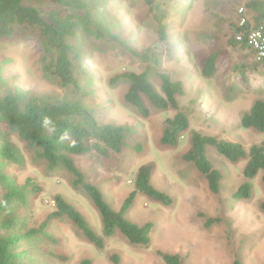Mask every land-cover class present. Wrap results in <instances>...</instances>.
<instances>
[{
  "label": "rangeland",
  "instance_id": "374dc122",
  "mask_svg": "<svg viewBox=\"0 0 264 264\" xmlns=\"http://www.w3.org/2000/svg\"><path fill=\"white\" fill-rule=\"evenodd\" d=\"M101 14L113 28L119 43L99 42L92 46L85 66L89 73L85 84L90 94L87 103L102 124L127 125L136 137L127 143L121 155L103 159L95 153L75 157L76 166L88 182L99 187L106 202L120 211L130 194L136 191L135 179L139 169L154 163V187L169 195L173 203L165 206L138 194L127 218L139 226L154 225L149 249L132 246L119 232L106 240L103 250H97L78 228L67 220L51 221L47 238L40 235L24 243L21 250L29 253L23 264H112L118 255L122 264H164L157 252L179 255L185 264H234L238 257L243 264H264V184L262 173L251 181L253 198L236 201L233 195L246 182L243 171L246 162L232 164L214 148L208 149L212 164L224 179L221 203L210 193L205 178L195 165L182 158L192 147L191 133L180 141L178 148L160 143L164 122L177 111L162 112L149 105L151 115L142 117L125 101L129 83L114 79L126 72L142 74L147 64L131 52L152 50L161 56L158 72L184 83L187 94L179 98L180 109L187 113L190 128L203 135L218 137L245 146L247 150L264 141V135L240 126L242 117L257 101H264V78L235 71L246 65L263 69L251 50L231 49L227 40L235 24L239 0H172L170 7L169 40L163 44L157 26L150 17L144 0H100ZM26 5L49 11L48 0H29ZM22 40L0 42L2 77L9 80L7 90L19 87L36 94H61L59 82L43 69L39 43ZM219 53L217 70L205 77L207 59ZM149 80L161 91V82L154 73ZM14 143L21 149L24 165H8L5 173L24 186L28 179L40 188L38 194L28 193L25 206L16 209L18 229L26 233L40 229L56 211L55 197L63 196L89 222L96 234L102 235V218L84 190L73 185V178L64 168L51 170L36 157L18 135L11 131ZM4 190L0 187V201ZM206 218L222 217V224L205 227Z\"/></svg>",
  "mask_w": 264,
  "mask_h": 264
},
{
  "label": "trees",
  "instance_id": "16d2710c",
  "mask_svg": "<svg viewBox=\"0 0 264 264\" xmlns=\"http://www.w3.org/2000/svg\"><path fill=\"white\" fill-rule=\"evenodd\" d=\"M29 0H0V42L22 40L39 43L42 51L44 71L56 78L62 90L61 94L36 95L14 87L3 95L0 94V187L4 195L0 201V264H23L28 255L21 250L22 245L43 235L51 221L72 222L84 237L97 250H103L106 240L119 232L134 247L149 249L152 245V223L139 226L131 222L127 215L133 207L136 196L144 195L148 199L171 206L172 198L157 190L152 184L156 171L154 163L142 166L135 179L136 191L126 199L120 211H115L99 187L88 182L85 174L76 166L75 157L95 153L107 159L112 155H121L127 143L136 137V131L127 125L116 126L102 124L89 106L90 94L85 89L89 73L86 61L94 57L93 45L99 42L119 43L113 28L101 14L100 0H48L52 8L43 11L26 5ZM150 17L157 26V35L161 43L169 40L168 20L172 0H144ZM248 22L240 26L238 18L231 26L227 40L231 49L250 50L247 45L249 32L264 26V0H245ZM241 36L242 41L237 38ZM252 51V50H251ZM141 63L147 64L142 74L126 72L114 79L129 83L125 101L137 109L139 114L148 118L151 115L149 105L162 112L178 113L164 122L161 145L171 149L178 148L181 139L191 133V150L183 156L185 162L195 165L205 178L208 189L220 203L223 174L210 161L208 149L214 148L223 158L236 165L246 162L243 171L246 182L243 183L233 199L250 201L253 198L251 181L262 173L264 184V141L255 144L249 150L240 143L218 137L203 135L190 128L186 112L180 109L179 98L186 96L185 85L180 80H173L168 74L158 72L161 56L152 50L145 53L131 52ZM219 53L212 54L206 61L203 75L212 77L217 70ZM235 71L248 78L249 74L264 78L263 69L246 65L236 66ZM3 66L0 63V92L7 89L9 80L2 77ZM157 75L161 82L158 91L149 80V74ZM245 130H253L264 135V101H257L240 122ZM16 130L19 137L35 151L37 158L44 160L51 170L64 168L73 178V185L90 197L101 215L102 235L96 234L85 217L66 199L55 197L56 211L41 225L40 229L21 233L18 227L16 209L27 204L28 193L38 194L40 188L28 179L20 186L16 178L5 173L8 165H24L25 159L21 149L14 143L12 132ZM264 212V203L261 205ZM205 227L212 228L222 224L224 219L206 218ZM164 264H185L179 255L157 252ZM112 264H122L118 255L110 258ZM81 264H92L84 260ZM234 264H243L237 257Z\"/></svg>",
  "mask_w": 264,
  "mask_h": 264
},
{
  "label": "built area",
  "instance_id": "2783aa9c",
  "mask_svg": "<svg viewBox=\"0 0 264 264\" xmlns=\"http://www.w3.org/2000/svg\"><path fill=\"white\" fill-rule=\"evenodd\" d=\"M240 5L237 8L238 22L240 26H245L248 22L246 15L245 0H239ZM242 37L237 38L238 41H242ZM247 45L250 50L255 54L258 62H264V26H259L252 29L247 36Z\"/></svg>",
  "mask_w": 264,
  "mask_h": 264
}]
</instances>
